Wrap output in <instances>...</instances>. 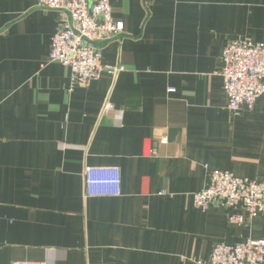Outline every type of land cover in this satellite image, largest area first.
Segmentation results:
<instances>
[{
    "label": "crops",
    "instance_id": "crops-1",
    "mask_svg": "<svg viewBox=\"0 0 264 264\" xmlns=\"http://www.w3.org/2000/svg\"><path fill=\"white\" fill-rule=\"evenodd\" d=\"M109 4L123 34L101 63L123 71L70 89L48 59L66 15L0 0V264H210L264 240V218L192 204L207 170L264 179V97L232 116L219 75L228 42L264 44V0ZM87 167L118 169L119 194L87 195Z\"/></svg>",
    "mask_w": 264,
    "mask_h": 264
},
{
    "label": "built area",
    "instance_id": "built-area-1",
    "mask_svg": "<svg viewBox=\"0 0 264 264\" xmlns=\"http://www.w3.org/2000/svg\"><path fill=\"white\" fill-rule=\"evenodd\" d=\"M37 6L66 15L51 38L48 59L69 69L70 89L84 88L103 75L116 77L123 71L122 67L101 63L105 43L123 34L122 24L112 18L109 0H37ZM220 61L219 75L223 80L227 111L232 116L243 109L252 111L256 101L264 97V44L230 41L223 48ZM112 109L113 105L106 102L103 112ZM100 173L111 176L95 179ZM84 174L87 195L93 193L94 186L109 187L112 189L108 193L119 194L118 169L87 167ZM192 204L200 212L219 204L227 210L229 224L245 225L254 218H264V179H240L228 172L207 170L205 186L192 194ZM12 264L43 263L15 261ZM210 264H264V240L217 244Z\"/></svg>",
    "mask_w": 264,
    "mask_h": 264
}]
</instances>
